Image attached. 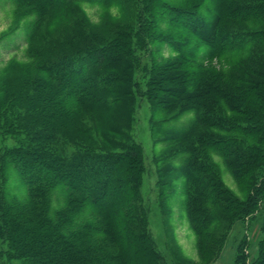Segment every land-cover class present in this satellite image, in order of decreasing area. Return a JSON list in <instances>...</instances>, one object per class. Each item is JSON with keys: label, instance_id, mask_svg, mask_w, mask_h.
I'll use <instances>...</instances> for the list:
<instances>
[{"label": "trees", "instance_id": "1", "mask_svg": "<svg viewBox=\"0 0 264 264\" xmlns=\"http://www.w3.org/2000/svg\"><path fill=\"white\" fill-rule=\"evenodd\" d=\"M27 1L43 17L60 1L102 5L110 0ZM164 1L148 4L163 7ZM192 1L174 0L176 5L169 6L165 15L172 31L160 43L173 52L161 57L150 72L154 84L148 85L146 96L155 91L161 99L152 105L153 128L156 132L164 122H178L191 112L195 117L169 130L163 148L179 145L168 155L171 168L166 171L183 182L187 217L201 256L218 259L230 235L244 233L249 227L246 218L253 221L262 212L257 250L248 260L249 243L242 234L234 264H264V21L255 30L232 26L257 24L264 1ZM206 3H210L208 14L197 12ZM37 25L28 32L27 44L35 40ZM79 36L81 49L78 41L70 43L74 56L37 66L36 76L22 84L0 86L6 98L0 101V239L8 245V254L25 256L22 264H162L156 243L143 229L144 209L127 201L126 156L113 152L100 156L92 146L73 139L78 150L69 158L62 146L68 143L62 135L64 126L43 116L52 111L62 118L75 108L109 112L119 102L107 96L116 87L117 81L111 84L115 78L99 76L93 65L102 58L116 60L113 53L121 51L119 44L96 41L89 32ZM249 44L255 52L244 68L242 60L229 74L211 67L213 60L236 57ZM123 94L126 100L132 97L130 91ZM106 130L119 134L117 126ZM82 132L91 139L89 131ZM9 134L17 136L11 137L12 145L4 143ZM96 135L106 137L102 131ZM212 155L227 160L236 179L250 173L246 200L221 186ZM11 178L19 180L15 191ZM128 183L135 189L132 180ZM54 193L60 196L56 206ZM87 236L95 241L88 242Z\"/></svg>", "mask_w": 264, "mask_h": 264}, {"label": "rangeland", "instance_id": "2", "mask_svg": "<svg viewBox=\"0 0 264 264\" xmlns=\"http://www.w3.org/2000/svg\"><path fill=\"white\" fill-rule=\"evenodd\" d=\"M197 1L200 0L192 2ZM25 2L0 0V86L5 82L8 86L22 84L28 77L36 76L37 66L44 63L50 65L63 55L74 56L75 53L72 52L74 48L70 49V43L75 44L78 41L79 48H82L79 36L81 31L89 32V37L93 36L96 41L117 42L121 51L116 49L117 52L113 53L117 56L116 60L102 58L93 64L99 76L115 78L111 84L117 81L116 87L110 90L107 96L112 99L119 98V102L114 104L109 112L87 113L81 108H75L62 118L51 115L52 111L43 115L50 123L64 126L62 135L68 141L62 145L65 154L69 158L76 154L78 146L71 142L74 139L73 142L92 146L100 156L110 152L126 156L123 168L129 190L127 201L132 200L144 209L147 222L143 229L150 232L151 239L156 243L155 250L163 257L162 264H234L235 246L242 234L246 235L249 243V246L245 247L249 260L252 253L257 250L261 237L262 212L256 214L258 220L256 218L251 221L250 217L246 218L249 227L244 233L240 234L237 231L230 235L218 259L210 260L209 254L205 257L202 254V257L198 249V237L192 231L187 217L183 182L181 179L171 178L166 171L171 168L167 165V157L179 145L174 144L164 149L163 140L169 136V130L187 124L191 118L193 120L195 117L192 112L182 116L178 122H174L175 119L164 122L156 132L153 128L152 105L161 102V99L155 91L151 97L146 96V89L148 85L154 84L150 81L151 69L157 66L161 57H170L173 52L170 47L160 42L172 31V27L165 20V15L170 9L169 6L176 5L174 0L164 1L163 7L148 4V0H139L137 4L135 0H110L102 5L60 1L57 2L59 4L54 3L47 8L43 17L33 10L30 1ZM209 4H204L197 12L208 14ZM136 10L142 15L140 23L137 16L135 17ZM75 21L82 24L75 25ZM263 21L264 11L258 17V25L234 23L232 26L255 30ZM36 23L38 25L35 40L27 44V34L34 30L33 27L36 29ZM72 38L75 39L67 40ZM254 52L249 44L236 57H221L210 64L211 67L222 70L224 74H229L237 68L239 61H243L242 67L250 63L249 57L253 56ZM127 91L132 93L128 100L123 94ZM165 98L168 99V95ZM5 99L0 88V101ZM109 126H117L119 134L106 130ZM82 130L89 131L90 140ZM99 131L106 134V137L97 138L96 133ZM11 137L17 136L6 135L7 140L4 143L12 145L14 139ZM212 161L220 175L221 186L236 198L246 200L251 184L250 173L236 179L227 166V160L212 155ZM11 173L15 175L14 170H11ZM129 179L133 181L135 187L133 190L128 183ZM12 180L11 178L10 187L15 191L19 180L18 178ZM53 197L56 206L60 196L54 193ZM87 237L88 242L95 241L91 236ZM2 240L0 239V264H22L25 256L8 254L9 247ZM105 245L109 246L108 243Z\"/></svg>", "mask_w": 264, "mask_h": 264}]
</instances>
